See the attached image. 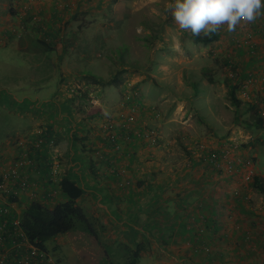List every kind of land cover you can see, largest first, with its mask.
Returning <instances> with one entry per match:
<instances>
[{
	"label": "crops",
	"instance_id": "1",
	"mask_svg": "<svg viewBox=\"0 0 264 264\" xmlns=\"http://www.w3.org/2000/svg\"><path fill=\"white\" fill-rule=\"evenodd\" d=\"M67 1L84 10L83 28L75 25L78 10L61 19L67 9L60 0L0 2V8L8 12L5 16L0 12V41L8 44L18 31L17 50L30 55L38 75L43 71L46 80L56 71L50 92L31 95L22 86L16 92L0 89V103L19 106L16 120L25 123L23 130L10 131L0 144V171L17 169L30 181L12 203V211L22 217L32 202L50 209L66 202L59 183L67 179L82 189L78 205L99 218L112 239L132 248L143 247L144 264H264V128L254 132L239 123L247 113L240 117L230 104L229 81L214 59L228 58L243 68V76L252 73V90L264 95V9L254 22H242L234 31L221 26L218 39L205 45L194 42L190 31L178 28L167 10L171 0H147V6L138 1L132 24L123 31L118 22L116 38L108 41L121 39L120 47L127 44L126 54L116 57L124 62L121 67L129 71L126 74L140 100L156 107L161 118L140 110L137 122L129 125L124 114L131 106V96L126 97L125 82L102 88L82 79L95 66L101 73L97 77H110L111 63L90 55L87 47L93 42L97 50H106L107 35L96 14L107 7L118 18L123 3ZM36 11L45 19L46 29L40 32L33 25L23 34L21 24ZM60 23L62 27L53 33ZM140 34L150 40L145 44L152 58L143 66L148 76L140 75L143 67L131 57L132 51L138 54L145 49ZM52 36L59 37V47L34 46ZM245 38L254 43V55L234 47L235 40ZM156 54L164 59L154 63L158 64L153 73ZM79 80L88 84L86 89H99L95 93L98 105H89L92 93L75 96L72 88ZM107 121L114 125L106 132L103 125ZM138 127L157 129L158 144L134 137L132 131ZM38 133L54 138L56 147L30 150L28 144ZM230 138L242 146L218 167L189 160L194 142L217 148ZM54 155L57 174L53 178ZM237 157L244 160L243 166L237 165ZM26 158L35 159L36 166H27ZM248 173L253 175L250 181L245 180Z\"/></svg>",
	"mask_w": 264,
	"mask_h": 264
},
{
	"label": "rangeland",
	"instance_id": "2",
	"mask_svg": "<svg viewBox=\"0 0 264 264\" xmlns=\"http://www.w3.org/2000/svg\"><path fill=\"white\" fill-rule=\"evenodd\" d=\"M60 1H62V4L66 5V9H67L66 13L62 14L61 19H64V17L66 15H70L72 13H75L78 10V13L75 14V16H76V24L75 25L77 27V23H78V25H80L79 27L83 28L84 27V25H83L84 17H82V15H84V14H82V13L84 10L79 9V8L76 9L77 8L76 3H68L67 0H60ZM99 1H101V0H99ZM113 1L114 0H108L107 3H111ZM119 1L121 3H123L124 9L122 10L121 13H118V18H116V16H115L116 14L113 16L112 13L109 12L110 9L107 7L104 8L105 10L103 12L100 11V13L96 14L97 15L96 17H98V19H100V20H98L100 27L102 26V28L104 30L103 32L107 35V37H106L107 41H105V42H107V44L105 43L106 46L104 48L106 50H103V49H101V51L97 50V47H96V45L93 44V42H91L87 48L90 51V55L95 54L100 59H107L108 62L111 63V64L108 63V69H109L108 73L110 74V77H108L107 79L116 77L117 82H121V83L125 82L126 83V87H125L126 88V97L131 96V100H130L129 104L131 106H134L135 108H138V110L135 111V115H134L135 117L138 116L140 110H143V111L145 110L148 113L152 114L148 110L149 108L156 109L157 112H159V110L156 107H154V106L148 107L140 100L139 92L136 89V86H134V83H132V81L129 80L130 79V77L128 75L129 71H126L124 68L121 67V65H123L122 63H124V62H122L118 58H121L124 56V54H126L125 51L128 48L127 44L126 45L124 44V45H122V47H120V42H122L121 39H118L115 41H113V40L108 41V39H111V37L116 38V36L113 34L115 33V30L117 29V26H118L117 23L118 22L121 23V25H122L121 30H123V31L126 30L127 25H128L127 26V28H128L132 24L130 22V19L133 15L135 9H137L136 7L139 6L138 1L142 5L144 4L145 6H147V4L149 2H147V0H135V2L133 0H119ZM152 1H155V0H152ZM0 2H2V0H0ZM103 5H105V4H103ZM158 6H160V4ZM7 10L9 11V9H7ZM0 12L4 16H5V14L6 15L8 14V12L6 11V13H5V11L2 8H0ZM36 14H39V12L36 11V12L29 13V18H26V20L24 21L26 25L21 24L22 27L24 28L23 31L20 29L23 34H25V32H26L25 31L26 27H29V28L33 27L34 23L31 21V17H33ZM139 15L142 16V14H139ZM101 17H103V19ZM124 22L126 23V25H124ZM4 23H6V21H4ZM19 23L20 22L18 21V24ZM0 24H2V23H0ZM11 25H14V24H11ZM59 26L62 27V23L57 24V27L54 29L53 33L58 31ZM18 27H19V25H18ZM35 27L37 29V26H35ZM79 27L77 29H79V31H81L82 29H80ZM64 30H66V28H64ZM18 33L19 32L16 31L14 37H11L14 39L12 41H10L8 44H5V43L3 44L0 41V89H5L9 92H16V87L22 86L21 88H23L24 90L29 92L31 95H34L36 92H41V93L50 92L56 83V71L51 72V77L49 79H46V80L43 79V76H44L43 71L40 75H38V69L36 70L32 66V62L29 58L30 55H28V53H26V52H22V51L17 50L18 46H17L16 41L20 40V38H19L20 36L17 37ZM83 34H84V32H83ZM140 36H142L144 39L143 45L145 46L144 47L145 49L141 50V51L139 49L138 54L132 51L131 54L134 55L135 58L133 56H131V57L134 60L137 59V63L140 64L141 67H143L145 65L147 59H149L150 57L152 58V56L150 55L148 47L146 46V44L149 43L150 40L147 39V37L144 36L143 34H140ZM50 40L51 41L44 42L45 43V44L43 43L44 45L41 43H38V45L35 44L34 46L40 47V48H45V47L55 48L58 44H60L59 37L52 36L50 38ZM238 41H240V40H238ZM100 42L101 41H99L98 46H99ZM82 43L85 44L84 42H81L80 47H84L82 45ZM87 43H89V42H87ZM54 44H56V45H54ZM236 44H237V40H235L233 45L235 48L241 49V48H238ZM67 46L71 47L72 45L69 44ZM57 47H59V45ZM70 47H68V48H70ZM242 48L244 49L245 47H242ZM108 50H111V51L108 52ZM116 55L118 58L116 57ZM153 58H155V59L152 61V63H151L152 65L155 62H157L158 59H160V60L164 59L163 55L157 56V54L154 55ZM214 59L219 61V68H220L219 70L223 69L225 71L226 65L228 64L227 62H231L232 64H234V62L231 60H228V58L223 59V58H219L216 56ZM157 64L158 63L154 64L151 68V71L153 73H156ZM234 65L237 66L236 64H234ZM130 67H132V65H130ZM238 67L241 70H243L242 67H240V66H238ZM94 68L91 69L88 73L91 75L99 76V74H101L98 72L99 68L97 66H95ZM126 73H128V74H126ZM140 75L148 76L147 71L145 70V67H143L142 70L140 71ZM225 75H226V72H225ZM250 75H252V83L254 84V76L252 73H250ZM83 78L84 77H82V79ZM226 78H227V75H226ZM33 79H35L37 81L40 80L41 83L39 84V86L44 85V87L39 88V86L37 84L32 83L31 80H33ZM81 83L82 82L79 80L76 84H74L75 86L72 88L73 92H75V96L79 95V94L81 96L84 91H86L87 93H90L89 95H91V93H92L93 96L91 95L90 101H88V103L91 106L98 105L99 99L95 97V93L98 92L99 89H92V86L90 88L87 87V89H86L85 87L88 84H81ZM230 85H231V83L229 81V85L227 86V91H229ZM35 86H37V87L35 88ZM72 89H71V91H72ZM2 98H5V96H2ZM247 109H248V107L243 102H241L239 109L235 108V110H237L240 117H242L240 115V113H242V112L247 113V114H245L246 118L244 120H240L239 123L244 128L248 129L249 127L246 124L252 123V116H253V119L254 118L256 119L257 116L252 114L250 111L247 112ZM19 110H20L19 106H15L14 104L8 105L5 103L4 104L0 103V144L4 143V141L7 138L6 135L9 134L10 131L12 133L13 130H16V129H18L20 131L23 130L25 123L21 120H16V116H17ZM127 114L128 113L124 114L125 118H126ZM159 114H160V112H159ZM155 119H159V118H155ZM136 122H137V118H136ZM106 123L114 125L112 121H107ZM104 125H103V127H104ZM129 125H132V124H129ZM144 128H147V127H144ZM149 128H151V127H149ZM152 129H155V128H152ZM250 130L255 132L258 129L251 128ZM156 131H157V129H156ZM157 133H158V131H157ZM182 142L184 143V141H182ZM198 144H199V142H194V144L192 145V148L189 150V160H191L190 159V155H191L190 151L197 150ZM207 149H214V148L207 147ZM237 158H240V157H237ZM104 238L105 239H103V240H105L107 243H109L112 246H115L116 244H118L114 239H112L110 237V234H108L106 232L104 234ZM46 248L48 250V253L54 258V260L57 262V264H84L83 261H85V259H83L82 257H76L75 256L74 251H73V246L71 244H69L68 239L64 236H59V237H56L54 240L49 241L46 244ZM53 249H55V250H53ZM114 260H115V263H121L120 257H116V258H114ZM138 264H144V262H142L140 259Z\"/></svg>",
	"mask_w": 264,
	"mask_h": 264
},
{
	"label": "built area",
	"instance_id": "3",
	"mask_svg": "<svg viewBox=\"0 0 264 264\" xmlns=\"http://www.w3.org/2000/svg\"><path fill=\"white\" fill-rule=\"evenodd\" d=\"M31 21L37 26L40 32L46 29V21L40 14L31 17ZM262 32L264 33V22ZM44 41L48 42L47 39ZM236 45L238 48L245 47L248 49L251 55L255 54V45L250 38L237 41ZM227 63L225 72L227 79L231 83L230 86L235 88L234 90L237 98L249 108L252 114L264 119V95L258 96L252 90V75L247 74L243 76V73H241L242 70L238 66H235L231 62ZM137 110L138 108L134 106L129 107L128 114L125 118L127 124L136 123V117L134 115ZM148 110L155 118H160V114L156 109L149 108ZM110 128H113V125L106 123L103 130L107 132ZM132 134L136 138L148 140L153 144H158L160 140V136L156 129L152 128L138 127L133 129ZM55 142L54 138H46L38 133L35 138L30 141L28 147L35 152L46 148L54 149L56 147ZM241 146L242 144L235 139H227L220 147L214 149H207L206 145L199 143L197 145V150L190 151V158H196L205 162L207 165L218 167L221 160L228 158L232 151L237 150ZM114 148L115 150H119L118 145ZM25 162L26 165L31 168L36 166L35 159L26 158ZM236 162L237 165H244V160H242V158H237ZM228 167L232 169V166ZM50 172L53 178L57 174L55 155L53 156ZM252 176V173L246 174L245 180L250 181ZM29 186L30 181L28 177L19 170L8 169L6 171H0V264H57L48 252L41 250L28 240L21 226L22 217L16 215L14 211H12L13 201H15ZM12 199L14 200L12 201Z\"/></svg>",
	"mask_w": 264,
	"mask_h": 264
},
{
	"label": "trees",
	"instance_id": "4",
	"mask_svg": "<svg viewBox=\"0 0 264 264\" xmlns=\"http://www.w3.org/2000/svg\"><path fill=\"white\" fill-rule=\"evenodd\" d=\"M192 39L196 43L208 45L218 39V31L209 35L204 33L199 36L192 35ZM84 81L90 85L100 87L119 85L116 77L104 79L89 73L85 75ZM234 89L229 86L227 98L232 106L239 109L241 102L237 98ZM247 112H249V109H247ZM246 125L250 129L260 130L264 128V119L260 117L253 119L252 116V123ZM59 190L67 197L66 202L59 203L52 209L38 202H32L23 211L21 226L32 244L48 252L46 244L57 236H64L68 239L69 244L73 246L75 256L85 259L84 264L139 263L142 246L132 248L122 243L112 246L103 240L106 232L105 225L95 215L87 214L77 203L82 196V189L79 186L63 179L59 183ZM116 257H120L121 263H115L114 258Z\"/></svg>",
	"mask_w": 264,
	"mask_h": 264
},
{
	"label": "clouds",
	"instance_id": "5",
	"mask_svg": "<svg viewBox=\"0 0 264 264\" xmlns=\"http://www.w3.org/2000/svg\"><path fill=\"white\" fill-rule=\"evenodd\" d=\"M262 9L264 0H171L167 5L178 28L193 36L216 33L225 25L234 31L242 22H254Z\"/></svg>",
	"mask_w": 264,
	"mask_h": 264
}]
</instances>
